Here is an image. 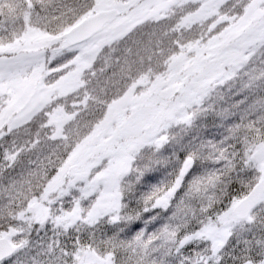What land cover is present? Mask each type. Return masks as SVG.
<instances>
[{
    "label": "snow or ice",
    "instance_id": "6c2138e0",
    "mask_svg": "<svg viewBox=\"0 0 264 264\" xmlns=\"http://www.w3.org/2000/svg\"><path fill=\"white\" fill-rule=\"evenodd\" d=\"M0 264H264V0H0Z\"/></svg>",
    "mask_w": 264,
    "mask_h": 264
}]
</instances>
